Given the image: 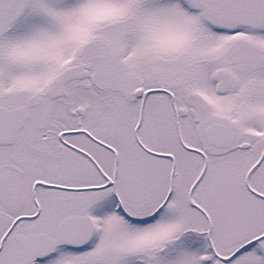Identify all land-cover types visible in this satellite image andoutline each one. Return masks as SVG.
Here are the masks:
<instances>
[{"label":"snow or ice","instance_id":"snow-or-ice-1","mask_svg":"<svg viewBox=\"0 0 264 264\" xmlns=\"http://www.w3.org/2000/svg\"><path fill=\"white\" fill-rule=\"evenodd\" d=\"M0 264H264V0H0Z\"/></svg>","mask_w":264,"mask_h":264}]
</instances>
